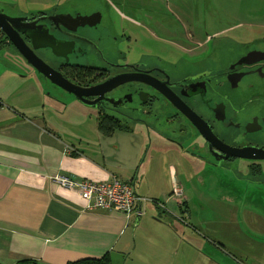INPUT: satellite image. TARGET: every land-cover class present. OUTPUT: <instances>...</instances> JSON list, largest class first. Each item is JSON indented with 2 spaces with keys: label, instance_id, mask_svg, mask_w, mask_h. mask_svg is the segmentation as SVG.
Returning <instances> with one entry per match:
<instances>
[{
  "label": "flooded vegetation",
  "instance_id": "obj_1",
  "mask_svg": "<svg viewBox=\"0 0 264 264\" xmlns=\"http://www.w3.org/2000/svg\"><path fill=\"white\" fill-rule=\"evenodd\" d=\"M20 3L0 0L1 14L24 20L14 24L8 21V27L19 32L30 48L32 42L26 34L38 28L42 38L48 36L61 43L55 49L60 55L51 47L36 49L34 53L72 83L86 87L118 75L140 80L107 92L104 97L113 104L105 99L94 106L80 103L86 110L119 120L132 129L145 125L172 139L174 143L169 145L177 151L184 184L189 179L204 188L215 177L212 181L217 178L216 191L229 195L238 205L240 216L243 210L264 216V38L239 41L222 34L194 41L189 33L184 38L192 47L186 49L177 42L175 48L183 56L175 53L168 61L134 51L139 46L145 50V33L149 32L145 14L153 13L147 0H58L36 11H23ZM167 25L173 24L168 21ZM3 50L20 56L0 30V52ZM132 52L138 54L137 59L130 57ZM29 74L50 98L63 104L68 101L65 92H54L51 84H44L35 72ZM150 84L157 85L160 92ZM162 92L181 100L208 124L213 135H209V141L196 126L205 131L204 127L199 122L188 123ZM173 122L177 127L169 132L165 126ZM175 184L174 195L183 206L185 188L177 178ZM182 218L177 219L185 226ZM197 237L202 239L201 252L207 251L208 242L200 234ZM208 245L218 256L216 260L224 259L225 248L210 242Z\"/></svg>",
  "mask_w": 264,
  "mask_h": 264
},
{
  "label": "crops",
  "instance_id": "obj_2",
  "mask_svg": "<svg viewBox=\"0 0 264 264\" xmlns=\"http://www.w3.org/2000/svg\"><path fill=\"white\" fill-rule=\"evenodd\" d=\"M262 24L252 27L264 28ZM25 72L13 66L0 69V77L8 74L6 77L19 79L7 95L1 92L6 84H0V262L15 264L31 259L37 264H68L127 256L134 248L145 249L146 218H141L146 210L156 213L152 227L169 257L186 246L204 255L203 244L198 243L201 239L188 233L177 219L182 216L176 209L183 206L174 195L172 181L177 178L182 187V177L175 175L174 164L181 172L183 168L176 163L177 151L172 145L163 144L144 161V138L138 132L142 126L104 136L98 130L96 113L73 98L65 104L53 100L40 82L32 75L27 76L33 79L26 77ZM21 81L28 86L22 89L18 85ZM61 122L89 123L90 128L66 135L57 129ZM55 175L96 182L116 176L131 182L136 194L146 200L140 205L139 224L134 226L136 216L127 222L116 212L86 211L76 191L53 182ZM146 192L154 199L145 197ZM138 226L142 240L135 245L133 229ZM211 261L224 264L223 260Z\"/></svg>",
  "mask_w": 264,
  "mask_h": 264
},
{
  "label": "rangeland",
  "instance_id": "obj_3",
  "mask_svg": "<svg viewBox=\"0 0 264 264\" xmlns=\"http://www.w3.org/2000/svg\"><path fill=\"white\" fill-rule=\"evenodd\" d=\"M19 1L21 2L19 4L21 5L20 8L23 11H36L58 0ZM148 1V9L153 11V13L145 14V23H147L146 30L148 29L152 34L148 31L145 33V50L139 46L134 51H144L142 54L150 58L160 56L162 60L171 61L175 53L183 56L175 47L179 43L187 49L192 47V43L184 38L187 33L194 36V41H203L206 36L209 38L222 34L234 36L239 41H247V37L264 38V28L252 27L260 26L259 24L261 23L264 25V0ZM168 21L172 22L173 25H167ZM180 37L181 40H179ZM135 53L132 52L134 57L130 56L132 59L138 58V54ZM8 54L6 50L0 52V69H4L6 66H18V63L15 64L10 61L11 59ZM6 75L8 74L0 77V84H6L5 90H1V92H4V95L13 91L14 84L19 81V79L6 77ZM43 82L46 85H50L45 80ZM19 84L22 89L25 88L24 86H28V83L22 81ZM51 88L54 92L60 91L53 86ZM24 96L22 95V97ZM10 99L8 98V100ZM71 99L72 97L69 96L68 100ZM8 100H5L7 104L10 102ZM147 121L150 122V117H148ZM170 124L167 126L164 124L169 132L177 127L176 122ZM57 125V129L66 133V135H76L79 132H86L90 128L89 123L79 125L61 122ZM158 127L160 130H164L161 126H157L156 128L158 129ZM174 166L177 168L175 175L182 177L180 167L176 164ZM164 167L166 166L164 165ZM214 178L212 177V179ZM212 179L207 181L204 188L193 180L190 182L187 179V183L185 184L182 181V186L185 188L183 194H185L184 196L188 201L183 203L181 210H176L184 218L183 223L186 226V231L193 236L200 234L204 238L203 241L216 245L219 244L225 248L227 252L225 256L223 255L224 264H235L236 260L244 264H253L254 262L264 263V240L258 241L261 238L264 239V216L257 214V211L254 213L246 210H243L240 216L239 210L236 207L238 205L226 193L222 194L216 191L214 186L217 178L215 182ZM209 181H211L210 184ZM172 182H174L175 186V179ZM147 194H149V197ZM145 197L151 200L154 199L152 193L146 192ZM185 198L183 199L186 200ZM183 199L181 201L184 202ZM155 215L156 213H150L146 210L141 218V220H143V216L146 218L145 249L134 248L127 256L120 257L117 255L115 256V260H110L111 264H214L211 260L205 258L204 255L183 244L182 246H186L184 247L186 249L175 250V257H169L167 248H164L166 245L163 240L156 239L158 232L152 227V220L156 217ZM139 226L133 229L135 245L142 240ZM198 243L200 246V242ZM208 243H206L208 249L207 251L203 250V253L216 260L218 256L211 252Z\"/></svg>",
  "mask_w": 264,
  "mask_h": 264
},
{
  "label": "water",
  "instance_id": "obj_4",
  "mask_svg": "<svg viewBox=\"0 0 264 264\" xmlns=\"http://www.w3.org/2000/svg\"><path fill=\"white\" fill-rule=\"evenodd\" d=\"M11 21L13 24L16 22H22L24 21L21 18H10L4 14L0 13V30L4 32V34L7 36L11 44L17 49L19 53L18 56L9 55L10 61L14 62L15 64L18 63V66H16L19 69L25 70L26 77L32 78L30 76L29 72H35L42 81H47L51 84V86L57 88L58 90H61L65 92L67 95L71 96L75 101L85 105V106H94L97 102H99L101 99H105L108 103H112L113 101L109 99L108 97H104V95L107 92H110L113 89H116L117 87L133 81H138V79L130 78L128 75H118L112 78H109L105 80L102 83L96 84V85H90V86H80L75 83H72L67 78H65L61 72L53 69L50 67L47 63H45L41 58H39L35 53L34 50L44 47H51L53 51L55 49L61 47V43H56L53 38L51 37H41V32H39L40 28H38V31H33L32 34H26L32 42V48L27 46L23 39L20 37L19 32L16 30H12L8 27L7 22ZM81 25H84L82 23ZM47 35V34H46ZM53 39V41H52ZM43 40V44H35L36 41ZM55 46V47H54ZM54 47V48H53ZM56 55H60L55 51ZM7 57V56H6ZM22 61V63H21ZM33 79V78H32ZM35 80V79H34ZM36 82V80H35ZM144 82V81H142ZM145 83V82H144ZM155 90L160 92V89L155 84H150ZM163 93V92H162ZM163 95L166 97L167 102L171 105V107L177 109V111L187 120L188 123L198 124L202 127H204L205 131L200 127L196 126L201 136L209 141V135H212V131L210 130L207 123H205L201 118L190 108H188L181 100L174 99L173 97L169 96L168 94L163 93ZM170 124V123H169ZM140 126V124H138ZM143 130H137L138 132L142 133V136L144 138V145L143 149L145 152L144 161L146 158H148V155L150 152H156L158 151V147H161L163 144L169 145V143H174L172 139H168L160 135L157 131L153 129H146L145 125H142L141 127ZM136 131V130H135ZM174 150V149H171ZM166 154V153H165ZM145 163V162H144ZM143 171V167L141 169V172ZM141 207L139 208L138 212L140 214L136 215L134 226H137L139 224L140 218H141Z\"/></svg>",
  "mask_w": 264,
  "mask_h": 264
},
{
  "label": "built area",
  "instance_id": "obj_5",
  "mask_svg": "<svg viewBox=\"0 0 264 264\" xmlns=\"http://www.w3.org/2000/svg\"><path fill=\"white\" fill-rule=\"evenodd\" d=\"M52 180L64 189L76 191L86 211L116 212L124 216L127 222L140 214V205L146 201L136 194L131 182L116 176L102 182L76 180L66 175H55Z\"/></svg>",
  "mask_w": 264,
  "mask_h": 264
},
{
  "label": "trees",
  "instance_id": "obj_6",
  "mask_svg": "<svg viewBox=\"0 0 264 264\" xmlns=\"http://www.w3.org/2000/svg\"><path fill=\"white\" fill-rule=\"evenodd\" d=\"M97 122H98V130L104 136H110L115 130L131 129L121 121L112 119L104 115H98ZM110 262L111 261L109 260L108 257H103L100 259H83V260L70 262L68 264H111ZM0 264L2 263L0 262ZM15 264H37V262L31 259H23V260H19Z\"/></svg>",
  "mask_w": 264,
  "mask_h": 264
}]
</instances>
